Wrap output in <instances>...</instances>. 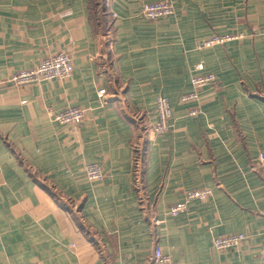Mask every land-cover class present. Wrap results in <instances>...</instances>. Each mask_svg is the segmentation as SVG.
Wrapping results in <instances>:
<instances>
[{
	"label": "crops",
	"instance_id": "1",
	"mask_svg": "<svg viewBox=\"0 0 264 264\" xmlns=\"http://www.w3.org/2000/svg\"><path fill=\"white\" fill-rule=\"evenodd\" d=\"M160 1L171 16L140 15ZM90 6L0 0V264H152L156 246L177 264H264V0H109V40ZM215 35L241 37L196 48ZM59 53L71 57L69 78L8 82ZM206 73L215 83L182 102ZM160 96L168 130L148 141ZM68 106L83 110L81 124L53 121ZM94 163L101 183L85 177ZM200 189L206 200L168 215ZM237 233L247 237L238 248H212Z\"/></svg>",
	"mask_w": 264,
	"mask_h": 264
},
{
	"label": "built area",
	"instance_id": "2",
	"mask_svg": "<svg viewBox=\"0 0 264 264\" xmlns=\"http://www.w3.org/2000/svg\"><path fill=\"white\" fill-rule=\"evenodd\" d=\"M109 0H105V5ZM173 14V5L169 1H160L154 3L142 4L140 7V15L149 21H155L159 18L169 17ZM241 35H215L209 39H205L196 45L197 49H206L215 45H222L239 39ZM202 65L197 66V70L201 71ZM73 72L72 60L69 54L59 53L52 58L41 61L37 66L25 71H17L9 78V83L15 87L31 85L51 80H64L70 77ZM192 91L181 97V101H197L199 91L207 85L215 83V77L211 73L194 76L191 81ZM97 99L100 102L106 101V88L99 89L96 92ZM199 113L198 109L189 111V116H196ZM154 115L156 121L147 130L146 138L148 141L153 140V137L165 133L168 130V120L171 115L170 105L165 97H157L154 106ZM53 121L59 125L77 126L83 121V110L79 107H66L62 111L53 113ZM140 151V150H139ZM141 152L136 148L133 158V171L138 184L139 173L141 171ZM258 163L264 165V151L258 155ZM84 174L88 181L101 183L105 179V173L102 167L98 164H86L84 166ZM210 195L208 189H200L196 191H188L184 194V199L180 203L171 205L168 208V215L176 217L183 213L187 205L193 200H206ZM246 235L242 233L217 236L212 239V248L215 251H227L238 248L245 240ZM261 250L264 253V241L261 244ZM152 264H177L167 253H164L159 247H155L151 256Z\"/></svg>",
	"mask_w": 264,
	"mask_h": 264
},
{
	"label": "rangeland",
	"instance_id": "3",
	"mask_svg": "<svg viewBox=\"0 0 264 264\" xmlns=\"http://www.w3.org/2000/svg\"><path fill=\"white\" fill-rule=\"evenodd\" d=\"M93 1H97V2H100L103 9L98 7V6H95L94 9H93V12H92V19L94 22H101L102 23V26H103V34L105 33V35L107 34V37L105 39L109 40L111 37H112V34H111V30H110V21H111V17L108 16V14H104V9H106V6H105V0H93ZM107 10V9H106ZM108 35H110L111 37L108 38ZM144 138L142 136H140V138H138V144H137V148L138 149H142L143 151V148H144ZM142 156V154H141Z\"/></svg>",
	"mask_w": 264,
	"mask_h": 264
},
{
	"label": "trees",
	"instance_id": "4",
	"mask_svg": "<svg viewBox=\"0 0 264 264\" xmlns=\"http://www.w3.org/2000/svg\"><path fill=\"white\" fill-rule=\"evenodd\" d=\"M95 6H98V7H100V8H102L103 9V7H102V5H101V3L100 2H95V1H93V0H91V11L93 12V9H94V7ZM106 9H107V7H106ZM106 9H104V14H108V12H107V10ZM108 16H109V14H108ZM97 23V25L101 28V31L103 32V26H102V23L101 22H96ZM109 28H111V21H110V27ZM105 34V33H104ZM144 153H145V151H144V148H143V151H142V149H141V154H142V156L140 155V159H141V167L143 166V163H144ZM141 174H142V169H141V172H140Z\"/></svg>",
	"mask_w": 264,
	"mask_h": 264
}]
</instances>
